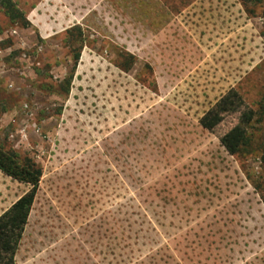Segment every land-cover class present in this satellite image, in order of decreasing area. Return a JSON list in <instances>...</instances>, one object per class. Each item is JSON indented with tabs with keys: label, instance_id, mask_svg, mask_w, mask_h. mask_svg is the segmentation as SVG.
I'll use <instances>...</instances> for the list:
<instances>
[{
	"label": "rangeland",
	"instance_id": "1",
	"mask_svg": "<svg viewBox=\"0 0 264 264\" xmlns=\"http://www.w3.org/2000/svg\"><path fill=\"white\" fill-rule=\"evenodd\" d=\"M11 2L0 148L42 171L0 172L14 264H264V0Z\"/></svg>",
	"mask_w": 264,
	"mask_h": 264
},
{
	"label": "trees",
	"instance_id": "2",
	"mask_svg": "<svg viewBox=\"0 0 264 264\" xmlns=\"http://www.w3.org/2000/svg\"><path fill=\"white\" fill-rule=\"evenodd\" d=\"M0 8L12 24L22 23V28L28 26L24 16L11 0H0ZM130 59L132 60L131 57ZM78 60L79 55L77 54L74 56L75 65ZM128 69L129 67L125 71H128ZM70 80L71 77L61 85L62 92L65 94L68 93ZM204 127L209 128L210 126L204 122ZM0 172L18 183L33 188L37 187L42 176L41 169L32 160L21 158L15 152L6 151L3 148H0ZM262 203L264 206V196L262 197ZM31 204V196H26L0 217V264H14L13 257L24 230Z\"/></svg>",
	"mask_w": 264,
	"mask_h": 264
}]
</instances>
